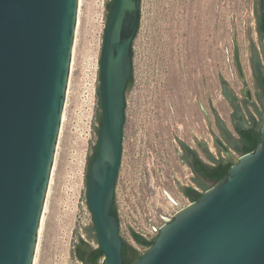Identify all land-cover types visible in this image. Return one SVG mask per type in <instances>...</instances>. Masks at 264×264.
<instances>
[{
  "label": "water",
  "instance_id": "1",
  "mask_svg": "<svg viewBox=\"0 0 264 264\" xmlns=\"http://www.w3.org/2000/svg\"><path fill=\"white\" fill-rule=\"evenodd\" d=\"M78 8L79 0H0V264L34 262L66 101ZM259 9L264 14V0H259ZM139 22L140 0H113L98 61L96 120L101 113V122L99 137L98 126H92L98 142L86 173L93 226L82 231L87 238L96 236L101 264H123L119 219L111 210ZM235 61L242 75L237 49ZM252 69L261 75L257 52ZM223 94L232 100L225 85ZM260 101V121L249 115L251 125L244 128L240 113L234 120L237 134L255 129L259 143L246 154L231 137V150L223 149L224 162L231 167L221 181L197 173L196 153L181 144L196 180L208 189L200 198L194 191L186 193L189 204L159 228L153 246L143 255L127 246L132 264H264V92ZM215 142L222 144L218 138Z\"/></svg>",
  "mask_w": 264,
  "mask_h": 264
},
{
  "label": "rangeland",
  "instance_id": "2",
  "mask_svg": "<svg viewBox=\"0 0 264 264\" xmlns=\"http://www.w3.org/2000/svg\"><path fill=\"white\" fill-rule=\"evenodd\" d=\"M107 1L79 0L66 101L34 264H83L76 254L80 238L92 249L98 247L82 229L93 226L86 173L98 139L92 126H98V61ZM258 12L259 0H140L114 193L119 235L138 254L148 248L132 232L147 241L155 239L159 228L189 203L185 189L204 192L181 144L200 153L209 166L199 146L220 159L213 107L235 135L223 87L241 98L247 85L237 73L236 49L248 86L257 95L252 116L261 120V95L249 62L259 45Z\"/></svg>",
  "mask_w": 264,
  "mask_h": 264
},
{
  "label": "trees",
  "instance_id": "3",
  "mask_svg": "<svg viewBox=\"0 0 264 264\" xmlns=\"http://www.w3.org/2000/svg\"><path fill=\"white\" fill-rule=\"evenodd\" d=\"M112 3H113V0H111L109 2L108 8L112 5ZM107 15H108V12H107ZM107 15H106V19H107ZM257 32L261 38H264V14L259 17ZM128 88H129V85L127 86V89ZM261 89L264 92V81L261 82ZM98 97H99V105H100V91L99 90H98ZM100 122H101V113L99 114V118H98V129H97L98 137H99ZM239 136H240V141H241L242 146H243V152L246 154L254 152L258 143H259V139H260L259 132L256 131L255 129L249 128V129L242 131V133ZM97 142H98V139H97ZM97 142H96V145L93 149V153H92V155L88 161V167H89V163H90L91 159L96 154ZM205 155L209 160H211L213 162V165L209 166V165L204 164L201 160H198L194 163V166H195L197 173L205 176L207 179H209L212 182H219L222 179H224L226 174L228 173L231 165L229 163L224 162V161L215 160L208 152H205ZM88 167H87V173H88ZM196 183L199 185L197 180H196ZM189 191L196 192L197 198H200L203 195V193H198L197 191H195L192 188L185 189V193H187ZM111 215L118 218L117 209L115 207V204H113V207L111 210ZM131 236L136 240L141 239L142 241L140 244L146 248H150L151 246H153L155 239H156L155 238L151 241H147V240L139 237L134 232L131 233ZM95 240L97 241L96 236H95ZM97 244H98V242H97ZM102 258H103V254H102L99 246L96 249H93V255L91 257V264H99V260ZM122 259H123V264H132V262L130 261L128 254H127V243L124 241H123V246H122Z\"/></svg>",
  "mask_w": 264,
  "mask_h": 264
},
{
  "label": "flooded vegetation",
  "instance_id": "4",
  "mask_svg": "<svg viewBox=\"0 0 264 264\" xmlns=\"http://www.w3.org/2000/svg\"><path fill=\"white\" fill-rule=\"evenodd\" d=\"M262 15L263 14L260 13V9H259V12L255 16L256 31H257V27H258L259 17ZM257 34H258V32H257ZM258 36H259L258 49L256 48V51H252L251 58H250L249 62H250V66L252 69V61H253L254 53L257 52L258 57L261 61L262 71H260L261 75H256L257 73L254 72V70L252 69V74H253L254 85L257 87V89H259L260 95L262 96L263 91L261 89V82L264 81V38H261L259 34H258ZM234 59H235V56H234ZM238 59H239V55H238ZM235 65H236V61H235ZM236 69H237V73H238V76H239L241 83L246 82V79H245L246 76L243 72L242 66H241L242 75L240 74L237 65H236ZM246 84L247 85L245 87L243 86V89L241 90V92H242L241 98H237L235 95L232 94V100L230 101L231 110H232V113L234 114V120L237 119V115L240 113L241 119L246 121V124L243 126L244 128L251 125L249 123L248 118H249V115L253 114L252 111L255 110V105H254L255 104V96H257L255 93L252 92L251 89L247 88L248 83H246ZM235 131H236V129H235ZM223 133H224V136L222 135V131H220V137L218 138L222 143L221 145H218L214 140V145L221 154H223L224 148L231 150V145H230L231 144V139H230L231 134H228V132H226V131H224ZM239 135L240 134H237L235 132V135H232V136H234V139L236 138V140H238L240 142V144L242 145ZM199 147H202V146H199ZM198 160H200V159L198 158L197 153H196V156L194 158V163ZM198 183H199V186L201 188L205 187L204 184H202L200 182H198ZM198 193H202V192H198ZM76 254L78 255L79 259L82 261L83 264H91V257L93 255V250L90 249L89 246L84 241L80 240V246L77 248Z\"/></svg>",
  "mask_w": 264,
  "mask_h": 264
},
{
  "label": "crops",
  "instance_id": "5",
  "mask_svg": "<svg viewBox=\"0 0 264 264\" xmlns=\"http://www.w3.org/2000/svg\"><path fill=\"white\" fill-rule=\"evenodd\" d=\"M256 48L258 49V46H256ZM242 68H243V72H244V74H245V76H246V78H245V79H246V83H248L247 72H246V69H245V67H244V62H242ZM247 88L250 89L249 86H247ZM213 110H214V111H213V116H214V117L216 118V120H217L218 127H219L220 131H222V132L226 131V132H228V134H231V133H230L229 126H228V124H227V121H226L225 119L222 118L221 114L219 113V111H218L217 109H215V107H213ZM229 115H230V118H231L232 116L234 117V114L232 113V110H230ZM219 116L222 118V122L219 120V118H218ZM245 117H246V116H245ZM246 118H247V117H246ZM231 120H232V118H231ZM233 122H234V120L231 121V124H233ZM232 135H234V134H231V137L234 138V136H232ZM235 139H236V138H235ZM200 150H201V152H202L204 158L207 159L209 162H211L212 165H213V162H212L211 160H209V159L206 157L205 152H208V153H209V154H210L215 160H220V161H226V160H227V158H226L223 154H221V153H220V159H219L218 157H216V156L214 155L213 151H211L210 149L206 148L205 145L202 146V147H200ZM195 152L197 153L198 158H199L204 164H206L205 161H204V159H203V157L200 155V153H198L197 151H195ZM206 165H207V164H206ZM212 165H211V166H212ZM198 186H199V185H198ZM199 187H200V186H199ZM203 189H204V191H206V190L208 189V187L205 186ZM198 192H200V191H198Z\"/></svg>",
  "mask_w": 264,
  "mask_h": 264
},
{
  "label": "bare ground",
  "instance_id": "6",
  "mask_svg": "<svg viewBox=\"0 0 264 264\" xmlns=\"http://www.w3.org/2000/svg\"><path fill=\"white\" fill-rule=\"evenodd\" d=\"M78 17V16H77ZM77 25V24H76ZM74 47V46H73ZM72 60V59H71ZM63 115V114H62ZM142 118V117H141ZM147 118V117H146ZM62 122V121H61ZM146 123V122H145ZM61 127V126H60ZM149 129V128H148ZM52 179V177H51ZM51 179H50V183H49V187H50V184H51ZM49 187H48V192H47V195L49 193ZM47 198V196H46ZM45 205H46V202H45ZM44 211H45V206H44ZM44 211H43V215H44ZM43 215H42V220H43ZM42 220H41V224H40V229H39V234H38V240H39V237H40V232H41V225H42ZM37 248H38V243H37V247H36V252H37ZM36 252H35V256H34V262H35V259H36ZM33 262V264H34Z\"/></svg>",
  "mask_w": 264,
  "mask_h": 264
},
{
  "label": "built area",
  "instance_id": "7",
  "mask_svg": "<svg viewBox=\"0 0 264 264\" xmlns=\"http://www.w3.org/2000/svg\"><path fill=\"white\" fill-rule=\"evenodd\" d=\"M190 202V201H189ZM189 204V203H188ZM103 259V258H102Z\"/></svg>",
  "mask_w": 264,
  "mask_h": 264
}]
</instances>
